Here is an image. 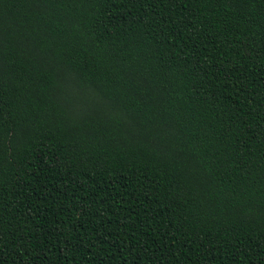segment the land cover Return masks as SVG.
Masks as SVG:
<instances>
[{
  "label": "trees",
  "instance_id": "1",
  "mask_svg": "<svg viewBox=\"0 0 264 264\" xmlns=\"http://www.w3.org/2000/svg\"><path fill=\"white\" fill-rule=\"evenodd\" d=\"M0 264H264V0H0Z\"/></svg>",
  "mask_w": 264,
  "mask_h": 264
}]
</instances>
